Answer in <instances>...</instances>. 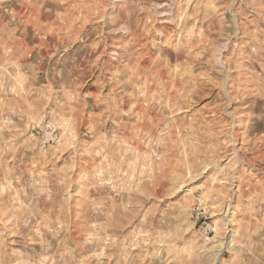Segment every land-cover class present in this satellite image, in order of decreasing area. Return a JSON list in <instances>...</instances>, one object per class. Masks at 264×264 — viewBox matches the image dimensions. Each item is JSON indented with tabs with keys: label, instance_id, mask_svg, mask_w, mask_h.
I'll use <instances>...</instances> for the list:
<instances>
[{
	"label": "rangeland",
	"instance_id": "obj_1",
	"mask_svg": "<svg viewBox=\"0 0 264 264\" xmlns=\"http://www.w3.org/2000/svg\"><path fill=\"white\" fill-rule=\"evenodd\" d=\"M0 264H264V0H0Z\"/></svg>",
	"mask_w": 264,
	"mask_h": 264
}]
</instances>
